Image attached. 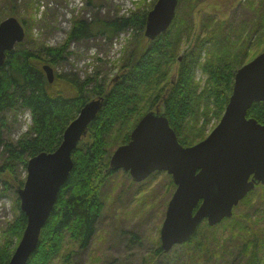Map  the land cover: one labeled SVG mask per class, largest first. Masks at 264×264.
Here are the masks:
<instances>
[{"label":"trees","instance_id":"trees-1","mask_svg":"<svg viewBox=\"0 0 264 264\" xmlns=\"http://www.w3.org/2000/svg\"><path fill=\"white\" fill-rule=\"evenodd\" d=\"M12 1L0 0V21L16 17L25 25L26 38L25 44L19 43L6 53L0 67V198L14 196L16 211L1 231L0 264H8L27 224L16 193L24 185L28 160L55 152L80 109L92 99H103L71 154L72 169L41 230L37 248L26 262L56 264L67 244L76 247L74 255L91 244L105 209L104 191L116 173L109 167L110 156L118 146L128 143L146 113L159 109L181 145L202 140L210 122L220 120L233 90L235 72L264 52V0H245L240 9L229 11L225 21L211 14L194 20L191 14L196 0H178L175 19L166 33L142 45L136 40L128 42L117 72L108 81L98 79L97 74L80 80L76 74H58L55 68L71 55L68 46L72 42L97 37L111 42L128 31L140 33L144 40L146 16L156 0L143 8L142 4L127 17H96L91 22L73 19L65 43L56 48L35 45L28 21L19 16ZM198 23L200 33L196 35ZM184 43L191 46L177 62ZM44 65L54 70L51 83ZM197 69L204 76L198 82ZM21 110L29 111L32 123L26 134L13 142L5 134L8 123ZM246 118L264 125V105L254 103ZM254 194L249 193L239 203L246 206L243 217L235 209L227 222L232 264H236L237 253H230L231 248L240 253L246 244L248 253L251 241L259 246L257 264L264 263V207L261 213L256 210Z\"/></svg>","mask_w":264,"mask_h":264},{"label":"water","instance_id":"water-1","mask_svg":"<svg viewBox=\"0 0 264 264\" xmlns=\"http://www.w3.org/2000/svg\"><path fill=\"white\" fill-rule=\"evenodd\" d=\"M177 3L178 0H156L146 16L144 36L148 40L167 31L175 18ZM24 37L23 24L16 17L0 22V67L6 53ZM181 60L182 55L178 57ZM43 70L51 83L52 68L44 65ZM102 102V98L92 99L80 109L64 130L55 152L40 153L28 160L24 185L17 189L19 208L27 224L8 264H26L37 248L41 230L72 169L71 154ZM253 103L264 105V52L236 71L232 94L220 121L201 142L183 148L166 117L156 109L146 113L132 130L129 142L112 153L110 169L123 170L133 182L165 172L176 185L161 232L164 251L187 241L203 218H208L209 225L230 218L233 207L255 185L264 186V125L246 118Z\"/></svg>","mask_w":264,"mask_h":264},{"label":"rangeland","instance_id":"rangeland-1","mask_svg":"<svg viewBox=\"0 0 264 264\" xmlns=\"http://www.w3.org/2000/svg\"><path fill=\"white\" fill-rule=\"evenodd\" d=\"M238 1L196 0L191 15L197 21L200 20L199 17L203 14L215 15L219 20L225 21L229 11L237 7ZM27 2H30L29 6ZM137 2L140 3L138 4ZM151 3L152 0H13L12 6L18 8L19 16L26 18L28 21V33L36 46L56 48L65 43L73 19L80 18L91 22L96 17L110 19L126 16L127 14L129 16L131 12L137 11L142 4L144 5L141 8L150 6ZM123 11L125 13L121 15ZM23 27L25 28L24 24ZM194 32H196V35L200 33V23L197 24ZM122 34L120 36L122 43L119 42V39L117 41V44L122 45L121 49L118 53L114 52L113 54L110 51L111 43L105 41L104 38L97 37L86 42H72L68 46V52L71 55L68 56L67 60L59 64L56 67L57 69L55 68V72L65 75L76 74L80 80L93 76V73H95L99 75L96 76L98 79L105 78L106 81L110 80L121 64V59L124 56L123 50L128 46L127 43L133 44L138 41L142 45L147 41L146 38L143 40L140 33L136 31L122 32ZM187 43H184L181 49L183 48L184 50L189 47ZM196 78L200 79L199 81L203 80L201 71H197ZM27 114V110H21L18 112L16 119L8 123V131L5 134L8 140L16 142L26 134L30 127H28ZM24 175L26 179V172ZM169 181L170 177L165 173L152 174L150 178L140 183L133 182L122 171L115 173L104 191L105 209L91 244L88 248L80 251L78 255L72 253L76 250V247L71 243L67 244L62 256L57 258L55 263L140 264L145 248L153 247L158 239L157 233L153 236L150 229H153L158 224L159 210H152L151 217L145 223L147 226L144 231L141 229L143 224L141 225L140 223V216L135 217L133 214L131 215V212L138 211L141 203L147 200H152V203L148 202L158 206L161 196L165 195V193L163 194L164 188ZM251 192H255V199L262 194V192H259V188L256 187ZM166 196H169V194H166ZM16 197L18 198L17 193ZM14 200L15 197L12 195L0 198V236L6 224L11 222L16 215ZM138 203H140L139 206ZM237 206H240L239 203L233 207L232 216L235 214ZM232 216L223 218L225 221L222 223L220 222L223 219L210 226L213 227L218 224L227 226V222ZM147 232L148 235L154 238L152 242L150 237L146 236ZM133 234L137 235L138 239H141L143 243L142 250H139L141 248L138 247L139 244H132ZM179 247L175 246L173 249ZM228 249L229 246L224 251V257L226 258L227 256L228 264H232L234 254L229 256ZM172 250L167 252L172 253ZM230 253H237L236 264H238V250L231 248ZM68 255L69 257L65 258Z\"/></svg>","mask_w":264,"mask_h":264},{"label":"flooded vegetation","instance_id":"flooded-vegetation-1","mask_svg":"<svg viewBox=\"0 0 264 264\" xmlns=\"http://www.w3.org/2000/svg\"><path fill=\"white\" fill-rule=\"evenodd\" d=\"M243 2H245V0H243ZM242 6L243 4L241 3L238 5V8L240 9ZM254 39H256V37ZM188 146L191 145H183V147ZM172 185H174V187ZM255 187L259 188V192H263V194L260 195L259 198H256L254 200L257 202L256 210L261 213L264 207V189L261 185H257ZM175 189L176 185L171 180V182H168L166 184L163 192V194L165 193V195L161 196V201H159L160 204L158 206L151 204L152 200H147L146 202L141 203V205L140 203H138V206L140 205L139 207L137 206L138 211L131 212V215L133 214L135 217L140 216V223L141 225L143 224L141 229L144 231L147 226L145 223H147L148 219L151 217L152 210H159L158 213L160 217L158 219V224L157 226L155 225L153 229H150L153 236H155V233H157L158 239L153 247L145 248V253L142 256L140 264H228L227 256L226 258L224 257V251L228 246V231L226 229V225L218 224L212 227L209 225L208 218H203L201 221H199L197 229L187 241L182 243H175L171 245L168 250L171 251L175 246H180L179 248L173 249L172 253L164 251L161 240V232L166 217L168 203ZM166 194H169V196H166ZM148 201H150L151 203H149ZM161 202H163L162 205ZM200 205L201 202L198 203V205L194 208L192 214L196 212ZM237 211L241 212L243 217L244 213L246 212V206L244 204H241L236 209V212ZM224 221L225 219H223L220 223ZM132 236H135L132 244H139L138 247H141L139 250H142L143 243L141 242V239H138V236L135 234H133ZM146 236L150 237L151 242L154 240L153 237L148 235V232L146 233ZM253 244L255 243L251 241L250 250L248 251V253L245 252L246 244L242 246L238 257V264L258 263L259 246L257 243L255 245ZM166 246H168L167 243ZM138 259L140 260L139 257Z\"/></svg>","mask_w":264,"mask_h":264},{"label":"built area","instance_id":"built-area-1","mask_svg":"<svg viewBox=\"0 0 264 264\" xmlns=\"http://www.w3.org/2000/svg\"><path fill=\"white\" fill-rule=\"evenodd\" d=\"M91 70H92V68H91Z\"/></svg>","mask_w":264,"mask_h":264}]
</instances>
